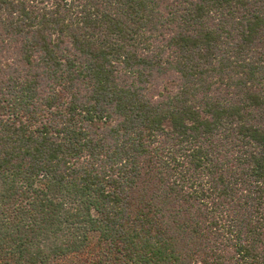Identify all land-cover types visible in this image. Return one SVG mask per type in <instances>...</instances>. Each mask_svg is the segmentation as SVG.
I'll use <instances>...</instances> for the list:
<instances>
[{"label": "trees", "instance_id": "trees-1", "mask_svg": "<svg viewBox=\"0 0 264 264\" xmlns=\"http://www.w3.org/2000/svg\"><path fill=\"white\" fill-rule=\"evenodd\" d=\"M0 264H264V0H0Z\"/></svg>", "mask_w": 264, "mask_h": 264}]
</instances>
